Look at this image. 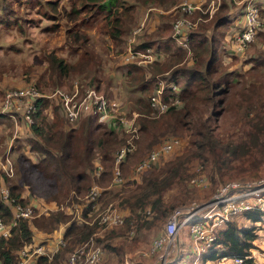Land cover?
<instances>
[{"label": "trees", "instance_id": "16d2710c", "mask_svg": "<svg viewBox=\"0 0 264 264\" xmlns=\"http://www.w3.org/2000/svg\"><path fill=\"white\" fill-rule=\"evenodd\" d=\"M113 1L98 0V5L109 7ZM140 1V3L146 4L149 2L157 5L172 4L167 9L177 3H173L174 0H168L167 3H163L164 0ZM204 3L205 0L203 1ZM130 4L123 5L122 2H119V7L115 6L113 9L117 11L115 18L117 16L120 19L129 17L128 9L132 8ZM221 4L220 7H222ZM226 4L227 2L224 3V6ZM263 4L264 0L257 2L259 12H264ZM237 7L238 9L235 11ZM237 7L228 11L229 13L227 14L214 15L215 20L211 24V28H206L205 31L202 30L205 24L202 21L206 20L197 21L187 31L189 54H186L185 49L178 45L170 36L171 21L180 14L178 9L171 8L158 13H156L158 10L155 8L149 9L143 26L135 34L133 45L154 48L158 56L142 64H137L133 60H120L125 65L123 73L134 78L131 82L133 85L132 89L140 92L132 101L134 108L138 111L136 116L137 136L134 138L136 145L131 150L126 151L118 162L122 177L130 167H128V164L132 163L133 165L143 154L142 152L140 153V150L157 141L161 134H178L184 129L186 131L189 130L191 138L185 150L175 153L166 160L164 159L156 166L153 165L159 161L154 163L152 169L142 174L138 179L123 180L120 190L118 189L110 195H107L109 194V189L103 187L100 190L97 196L98 200H101L100 206H103L106 201L114 197L118 203L125 207L124 221L120 224L109 226V228L124 227L125 225L127 227L130 223L133 224L134 230L140 227L150 228L158 218L168 212L162 199V193L169 182L173 179L185 180L190 175V172L187 171V162L192 158L198 157L203 160L205 159V155L202 154L203 151L213 152L216 148L215 135L210 129L208 121L205 122L207 116H202V110L215 102V96L226 90V84L224 83L226 80L221 78V74L216 75L218 71L216 50L221 42L222 34L234 24V18L237 16L242 18V3ZM151 13L152 16L160 15L150 20L152 17H150ZM189 16L193 17L192 14ZM229 22L232 24L228 25ZM147 25L150 26L148 31H146ZM238 25H233V28L238 27ZM119 26L120 23H114L113 36H116ZM217 31L218 33H216ZM256 35L264 40L263 29H258ZM253 62L264 64V57H258ZM91 64L92 69L88 73L80 69L82 67L81 64L75 67L79 69L77 73H80V79L78 80L80 83H88L100 90L98 83L103 81L100 79V66L94 60L91 61ZM67 67L68 65L66 66L63 60L59 58L54 62L53 66H47V70L49 76L57 80ZM165 70L166 73L163 74L166 81L175 82L179 86L176 94L181 99V104L169 106L159 114L153 115L147 102V95L142 93L150 92L153 88L154 74L162 73ZM135 72L138 74H135ZM72 78L76 77L72 76ZM221 82H223V86H220ZM35 84L40 87L36 82ZM105 84H107L106 81ZM242 95L245 96V94ZM263 105L264 103L262 102L258 104L255 117L251 118L252 129L248 132L247 137L239 142L238 145L230 148L222 147L221 152H224L223 155L221 156L220 153L216 152V156H213L214 159L212 157L213 160L218 161V164L229 165V168H232L230 153L234 158H239L242 161L243 167L248 168L251 165L249 171L251 175L249 176L258 175L256 158L264 153ZM32 116V122L23 125V138L18 141L16 146L20 149L25 144L29 150L35 151L39 155L34 161L22 155L23 157L21 158L25 160V163L20 160V164L15 168L19 172H24L25 178L21 175L18 176L19 179L13 175L5 176L4 180L7 182L11 193L19 196L22 201L27 200L22 190L30 193H39L41 194L40 197L44 199H53L48 197H52L50 194L58 192L60 199L67 197L69 200V198H76L73 193L69 195L70 189L79 193L81 190H85L92 181H96L101 186H105L109 182L114 150L124 140L126 135V133L119 130L115 123L97 121L95 113L86 114L71 122L64 117L56 103H51L42 97H38L36 100ZM2 142L3 139L0 136V151ZM94 156L102 164L98 175L93 172L92 158ZM145 207H149L148 213L145 212ZM87 208V205L82 207V215H85ZM69 214L62 209H55L46 215H39L32 219H34L35 227L43 228L46 231L52 230L58 223L67 220L62 231L65 241L77 239L81 241L86 235L93 232L97 226L95 222L80 224L78 223L80 221L76 218H69ZM0 215L5 220L9 218L8 209L1 202ZM238 216L254 222L262 219V211L248 210ZM253 222L247 225L245 224L246 222H237L233 218L225 222L216 230L215 238L212 242L214 247L201 255L199 264H204L206 259H212L220 255H244L249 253V250L254 247L252 241L256 237ZM30 223L20 218L11 227L9 236L0 237L1 264H15L16 250L32 239ZM105 244L111 247L108 243ZM60 257L61 253L57 250L50 258L38 255L32 264H60ZM144 260L146 262V259ZM243 262L244 264H259L252 261L250 257H245ZM146 264L148 263L146 262Z\"/></svg>", "mask_w": 264, "mask_h": 264}, {"label": "rangeland", "instance_id": "374dc122", "mask_svg": "<svg viewBox=\"0 0 264 264\" xmlns=\"http://www.w3.org/2000/svg\"><path fill=\"white\" fill-rule=\"evenodd\" d=\"M178 1L179 0H174L173 3ZM199 1L201 3L200 9H195L191 13L193 16L191 18L194 19L199 16L196 22L199 20H206L202 21L205 23L202 28L204 31L206 28H211V24L215 20L214 15L227 14L229 13L228 11L235 9L239 5L238 2L234 0H205L204 4V0ZM119 2H122L123 5L131 3L130 6L132 8L128 9L129 17H126V19H120L119 16L115 18L117 11L113 9L115 6L119 7ZM140 2V0H114L109 7H106L98 5V0H0V96L6 87L25 82L35 81L41 89L45 90L54 87L68 88L73 79L72 76L76 77L79 82L80 73H77L79 69L75 67L81 64L82 67H80V69L88 73V71L92 69L91 61L94 60L97 61V64H99L98 66H100V79L103 80L98 83L99 91L109 100L115 101L119 105V108L128 114L130 109H135L132 101L140 92L132 89L133 85L131 82L134 78L123 73L125 65L120 62V51L124 46L125 38L129 34L131 27H134L136 22L142 17L147 7L158 6L162 9H167V7L172 5H157L151 2H149L150 4L147 3V5L146 3ZM167 2L168 0L163 1V3ZM210 2L212 3V10L208 13L205 9L209 7ZM225 2H227V4L224 6ZM220 4L222 7H220ZM237 9L238 7L235 11H237ZM158 12L159 11L156 13ZM158 15L160 14L152 16L151 13L150 17H152L150 20L153 18L155 19ZM260 15L263 20L261 29L264 30V12L261 11ZM114 23H120L116 36L112 35ZM231 24V22L228 23V25ZM149 27L150 26L147 25L146 31L150 29ZM230 28L231 26L222 34L221 42L216 50L218 62V71L216 75L221 74V78L226 80V82H224L226 84V90L215 96V102L209 104L202 110V116H207L205 122L208 121L210 129L215 135L216 148L213 152L203 151L202 154L205 155V159L203 160L198 157L192 158L187 162V171L190 172V175L185 180L180 181L173 179L169 182L167 188L162 193V199L163 202H165L164 204L166 205L165 207H167V211L174 206L186 202H202L220 181L231 178L252 179L259 176L264 177V153L258 155L256 158L257 176H249L251 175L249 173L251 165H249L248 168L243 167L241 164L242 161L239 158H234L230 153L231 165H233L232 168H229V165L224 166L221 163L218 164V161L213 160V156H216V152L220 153L221 156L223 155L224 152H221L222 147L226 146L230 148L238 145L239 142L247 137L248 132L252 129L250 120L252 117H255L258 104L261 102L264 103V64L253 62L255 59H258V57H264V40L255 35L244 49L242 55L232 53L228 37ZM216 33H218V31ZM59 58H61L68 67L65 72L55 80L54 77L49 76L47 66H53L54 62ZM163 73L164 72L155 73L154 77L156 75L163 76ZM135 74L138 73L135 72ZM105 81L107 84H105ZM79 84L90 85L80 82ZM220 86H223V82H221ZM148 93L149 91H146L142 94L148 97ZM242 94H245V96ZM23 124L24 123L19 119L12 121L1 116L0 127L1 138L3 139L1 151L3 145H5L4 140H8L9 135L14 130L17 131L18 135L15 136L17 140L13 141V150H17L16 144L23 138ZM171 135L178 136L180 138V143L174 147V150L169 155L166 154L160 157L159 162L153 166L160 164L164 159L166 160L172 157L175 153H180L189 145L191 136L189 135V130L186 131L184 129L178 134H161L157 141L153 143ZM126 136L127 135H125V138ZM124 141L125 139L120 144L124 143ZM134 145H136L135 141ZM148 148L149 146L143 147L140 153H144ZM32 154L34 158L39 155L37 152H33ZM30 155L31 154L28 153V156ZM96 158V156L92 158L93 165L97 161ZM20 160L21 162L25 161L17 154V157L14 159L15 165ZM131 165L132 163L128 164V167H130L126 174L123 175V180H132L130 178ZM153 166L141 172L138 177L147 173ZM199 174H202L206 179L204 185L189 183V178L191 176ZM19 175L25 178L24 172L20 171ZM13 176L15 177V174H13ZM109 182L105 186H102L109 189V194L107 195L117 191L123 185V181L115 185H111ZM85 190H81V192L77 193L70 189L68 193L69 195L73 193V196L76 197L75 199L69 198L68 200L67 197L60 199L61 197L58 192L50 194L52 197L48 198L60 201L65 200L70 204L80 201ZM23 193L25 194V192ZM28 193L34 200L38 196H41L39 193H30L29 191ZM99 201L101 202V200ZM108 202H111L125 211V207L122 206L121 203H118L116 198H110L105 204ZM69 215V218H72L71 213ZM163 217L164 216L158 218L155 224L150 228L140 227L135 230L132 223H130L129 226L127 225V227L125 225L124 227L117 228L99 227L97 225L93 230V232L98 230V232L93 234L94 242L102 245L104 249L103 257L98 264H120L124 252L135 250L155 234L160 227ZM233 219L241 223L244 221L247 225L253 222L240 216L234 217ZM31 220L29 227L32 228V226L35 225L33 223L34 219ZM78 223L84 224V222ZM253 223L256 233V237L252 241L254 243L253 248L264 250V214L262 219L256 220ZM35 228L36 232H47L43 228ZM130 229L133 230L132 233H129ZM31 231L32 233L35 232L34 229ZM88 235H86L84 239ZM180 238L183 242L186 238V235H182V230H180ZM81 241L77 239L66 240L64 242V245L59 248V253H61L60 263L64 261L67 252ZM105 243H108L111 247H108ZM226 261H228V257H223L220 260L221 264ZM179 263H181V261L178 259L172 262V264ZM198 263L199 261L197 264ZM128 264H146V262L144 259L133 255ZM181 264H190V259L189 262L183 261ZM208 264H212V262Z\"/></svg>", "mask_w": 264, "mask_h": 264}, {"label": "built area", "instance_id": "2783aa9c", "mask_svg": "<svg viewBox=\"0 0 264 264\" xmlns=\"http://www.w3.org/2000/svg\"><path fill=\"white\" fill-rule=\"evenodd\" d=\"M238 4L242 3V18L238 27L231 29L228 33L232 53L242 55L244 49L254 38L258 29L263 24L262 17L258 10L257 2L263 0H234ZM199 0H179L168 9L161 7H147L137 24L132 27L126 36L124 46L120 51L121 61H135L137 64L149 62L158 56L154 48L149 46H134L135 34L143 26L144 20L150 8H155L159 12L167 11L171 8L178 9L180 14L175 16L170 25V36L174 41L183 47L186 54L190 52L188 45L187 31L196 23L199 16L191 18L195 9H200ZM210 13L212 3L205 9ZM166 73V71H164ZM179 89L178 84L166 81L164 75H156L153 79V88L148 93V105L153 115L167 109L169 106H178L181 99L176 94ZM38 97L56 103L64 117L73 122L89 113L96 114V120L100 122H113L119 130L126 133L124 143L118 145L114 150L113 164L111 167V177L109 184L115 185L123 181L118 162L126 151L131 150L134 145V138L137 136L136 116L137 110L130 109L128 114L119 108V105L105 97L101 91L93 85H81L76 78H73L68 88L54 87L49 90L41 89L34 82H25L6 87L0 96V112L10 120L19 119L24 124L32 122V112L36 106ZM13 131V130H12ZM14 130L8 140H4L2 151H0V202L9 212V218L3 219L0 215V237H7L11 227L20 218L30 222L33 217L46 215L50 210L62 209L71 213L72 218L80 222L93 223L99 227H109L120 224L124 221V210L118 208L111 202L100 206L97 196L103 188L96 181H92L83 193L81 200L68 204L65 200L44 199L37 197L35 200L25 192L26 201H22L19 196L10 192L5 176L13 175V162L11 152L13 141L17 136ZM15 137V138H14ZM180 143V138L176 135L163 138L153 143L137 159L130 170V178L137 179L144 170L158 162L160 157L170 154L176 145ZM27 147V146H26ZM102 166L97 160L93 165V172L98 175ZM189 183L194 185H204L206 179L202 174L189 178ZM88 206L85 215L81 214L83 206ZM248 210H261L264 214V177L259 176L249 179H227L220 181L210 192L208 197L200 203L194 201L186 202L172 207L162 218L160 227L155 234L144 244L133 251H126L120 264H128L134 255L138 258L146 259L148 264H170L173 260L197 264L201 261V255L213 248V240L216 230L229 219L237 217L242 212ZM145 212H149V207H145ZM52 236L53 240L49 246L41 241L30 240L22 244L16 250L15 264H32L38 255L50 258L52 254L64 245L61 229ZM180 230L186 235L187 241L180 238ZM132 229L129 233H132ZM90 233L83 241L67 252L63 264H98L103 257L104 249L102 245L94 242L93 234ZM228 257V261L223 264H244L245 257H250L252 261L259 257V264H264V251L257 250L244 255H220L212 259H206L204 264H221L220 260ZM179 263V264H181ZM1 264V263H0ZM199 264V263H198Z\"/></svg>", "mask_w": 264, "mask_h": 264}, {"label": "crops", "instance_id": "0c3cea01", "mask_svg": "<svg viewBox=\"0 0 264 264\" xmlns=\"http://www.w3.org/2000/svg\"><path fill=\"white\" fill-rule=\"evenodd\" d=\"M241 18H240V16H237V17H235L234 18V24L233 25H235V24H240L241 23ZM233 25H232V27L230 28V30L232 29L233 30ZM235 28V27H234ZM1 113V112H0ZM2 116V115H1ZM1 116H0V118H1ZM4 118H7L8 120H10L7 116H5L4 115ZM3 131H4V128H3ZM22 131H23V129H22ZM3 133V132H2ZM0 136H1V127H0ZM16 149L17 150H12V152H11V154H10V156H11V159H12V162H13V174H15V178H17V179H19V170L17 169V168H14V165H15V161H14V159L17 157V154H18V156L21 158V157H23L22 155H25L26 157H28L30 160H32V161H34L36 158H34L33 157V152H35V151H31V150H29L27 147H26V145L24 144V146H23V148H17L16 147ZM28 153H30L31 155L30 156H28ZM14 155V156H13ZM23 159V158H22ZM20 164V162L18 161V163L15 165V167H17L18 165ZM23 192H26V191H24V190H22V193ZM63 211H65L66 212V210H63ZM68 213V212H67ZM61 223H63V228L61 229V233H62V231H63V229H64V227H65V225H66V221L65 222H60V223H58V225L55 227V228H53L52 230H50V231H47V232H44V231H38V232H36V228H35V226H32V228H31V230L32 229H34L35 230V232L34 233H32V240H37V241H41L42 243H44L46 246H49L50 244H51V241L53 240V238H52V236H53V234L55 233V232H57V231H59L60 230V228H59V226H60V224ZM182 235L183 236H185V234L184 233H182ZM62 237H63V234H62ZM65 239V238H64ZM184 240V239H183ZM188 239L187 238H185V241H187ZM57 250H59V248L57 249ZM56 250V251H57ZM55 251V252H56ZM255 252V251H257V249H255V248H251L250 250H249V252ZM260 251H264V250H260ZM255 262L256 263H259V257H257L256 259H255ZM60 264H63V262L62 263H60Z\"/></svg>", "mask_w": 264, "mask_h": 264}]
</instances>
